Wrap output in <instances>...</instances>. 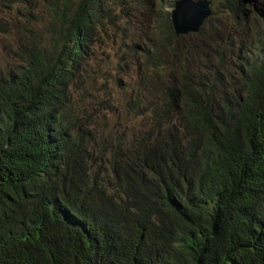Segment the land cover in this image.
Segmentation results:
<instances>
[{"label":"trees","instance_id":"obj_1","mask_svg":"<svg viewBox=\"0 0 264 264\" xmlns=\"http://www.w3.org/2000/svg\"><path fill=\"white\" fill-rule=\"evenodd\" d=\"M42 1L53 38L0 69V264H264V0H210V57L164 10L148 128L108 145L70 91L116 0Z\"/></svg>","mask_w":264,"mask_h":264},{"label":"rangeland","instance_id":"obj_2","mask_svg":"<svg viewBox=\"0 0 264 264\" xmlns=\"http://www.w3.org/2000/svg\"><path fill=\"white\" fill-rule=\"evenodd\" d=\"M173 0H116L109 6L110 18L104 19L89 46L88 57L80 67L70 91L81 123L94 142L108 145L113 139L138 137L148 128L146 100L132 104L136 91L148 95L154 70L145 69L142 48L158 36L156 21ZM0 0V69L21 63L34 44L44 45L53 38V21L42 0H23L7 6ZM222 31L188 33L195 46L193 54L211 56L214 37L224 40L230 33L229 19L222 18ZM180 36V35H179ZM178 36V37H179ZM192 51V50H191ZM143 112V113H142Z\"/></svg>","mask_w":264,"mask_h":264},{"label":"water","instance_id":"obj_3","mask_svg":"<svg viewBox=\"0 0 264 264\" xmlns=\"http://www.w3.org/2000/svg\"><path fill=\"white\" fill-rule=\"evenodd\" d=\"M210 0H174L168 18L175 36L195 33L211 16Z\"/></svg>","mask_w":264,"mask_h":264},{"label":"clouds","instance_id":"obj_4","mask_svg":"<svg viewBox=\"0 0 264 264\" xmlns=\"http://www.w3.org/2000/svg\"><path fill=\"white\" fill-rule=\"evenodd\" d=\"M174 1V0H173ZM173 1H172V3H173ZM211 2V1H210ZM211 4V3H210ZM171 8H172V6H171ZM211 8H212V6H211ZM169 12V11H168ZM169 16V15H168ZM200 29V28H199ZM180 36H182V35H180Z\"/></svg>","mask_w":264,"mask_h":264}]
</instances>
